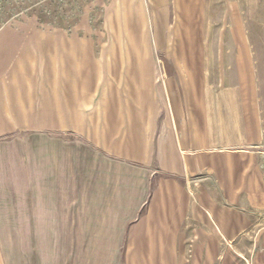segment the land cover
<instances>
[{
	"label": "rangeland",
	"instance_id": "obj_1",
	"mask_svg": "<svg viewBox=\"0 0 264 264\" xmlns=\"http://www.w3.org/2000/svg\"><path fill=\"white\" fill-rule=\"evenodd\" d=\"M0 81L11 263L264 264L252 234L239 245L159 246L142 231L173 219L192 227L189 208L211 201L259 206L264 219V0H0ZM197 105L239 109L194 118L211 125L199 129L213 142L206 168L185 163L179 144L177 122ZM230 151L245 162L222 181ZM239 186L244 196H232Z\"/></svg>",
	"mask_w": 264,
	"mask_h": 264
},
{
	"label": "crops",
	"instance_id": "obj_2",
	"mask_svg": "<svg viewBox=\"0 0 264 264\" xmlns=\"http://www.w3.org/2000/svg\"><path fill=\"white\" fill-rule=\"evenodd\" d=\"M229 82H231V85H241L239 90L244 91L245 81ZM229 82L227 81V83ZM4 85L5 81H0V134L5 133V129L3 127V119L5 117L4 112H6ZM212 85H214V83H212ZM236 94H231L230 96H227V100L233 103L232 99L235 96H240L238 95V92H236ZM193 100L196 102V98ZM222 100L223 98L214 96L211 97L210 100L208 99L207 101L221 102ZM197 106L198 108L196 110L190 109L189 111H186L188 112V121L184 120V118L181 117L180 120L177 122L180 129V132H178L180 137L179 144L181 149L184 150V153L188 155V157L185 158V163L189 164V166L195 165L199 167L203 166L204 168H206L207 166L211 167L212 165L211 161L205 157V153L213 147V142H211L210 139L207 140L206 137L202 136L203 133L206 134L210 130H205V132L199 133V129H206L211 125L205 123L207 120H195L194 118L199 117L205 119L211 117H223L224 115H226V117L238 118L239 113L237 112L239 111V109L237 106H233L232 109H230L229 111H234V113L236 114L230 113L229 115L228 113H225L224 110H201L202 108L200 109L199 105ZM208 110H213L216 112L219 111L220 113H214V115H205ZM176 111L175 112L178 113L179 116L181 115L180 112H185L180 111V109ZM238 126H240L239 122ZM241 132L242 130H235L236 134ZM236 138L238 141H244V139L242 138L240 140L239 137ZM224 141L228 142V139H224ZM186 142H192V144L194 145L192 146V148H190V146L184 147ZM238 145L239 144H237L235 148L230 149L240 148ZM244 153V151H230L229 153H227L229 155L227 156L228 159H226L225 162L227 170L221 174L222 181H224L225 179L229 181V167L232 168L235 163H240V166L244 165ZM203 154L205 155L203 156ZM193 155L195 156L193 157ZM243 187H237L235 189L236 191L232 192L231 195L237 198H240L241 196L243 197L245 190L243 189ZM196 194L198 198H204V201H206L207 198H213L212 190L210 189L201 190L199 191V193ZM212 205L213 201L210 202V205L205 202L204 207L193 205L189 208V219H191V221L195 223L192 227L182 228L181 225H179V222L176 219H173L171 221L163 220L161 224L158 221L156 227L148 226L146 228H142L143 232L145 229L149 231L148 234L150 235V237H148V239H150V241L146 242V244L159 246L211 245L213 244L212 240L216 239L218 240L217 243L219 244L239 245L242 240H245V238H248L247 236H250L252 234L253 239L255 240V245H264V219L260 220L259 216H257V218H254L253 216L256 214H262L261 207L257 206L252 209L245 210L243 206L241 207V209H222L218 207L213 208ZM170 222H172V224H170ZM5 228L6 222L4 221V208L0 207V264H13L10 262L11 257L6 258L5 256ZM154 230L155 233H153ZM154 259L149 260L154 261ZM157 259L159 261V264H179L178 259H176V257H171L169 255H161V257H158Z\"/></svg>",
	"mask_w": 264,
	"mask_h": 264
},
{
	"label": "bare ground",
	"instance_id": "obj_3",
	"mask_svg": "<svg viewBox=\"0 0 264 264\" xmlns=\"http://www.w3.org/2000/svg\"><path fill=\"white\" fill-rule=\"evenodd\" d=\"M143 79V78H142ZM145 80V79H144ZM144 80H142V81H144Z\"/></svg>",
	"mask_w": 264,
	"mask_h": 264
}]
</instances>
